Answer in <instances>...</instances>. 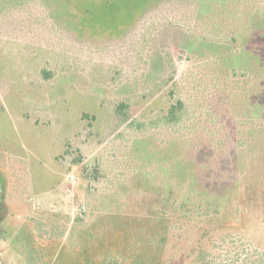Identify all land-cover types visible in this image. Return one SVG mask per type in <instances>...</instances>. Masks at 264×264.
Wrapping results in <instances>:
<instances>
[{
	"label": "trees",
	"instance_id": "1",
	"mask_svg": "<svg viewBox=\"0 0 264 264\" xmlns=\"http://www.w3.org/2000/svg\"><path fill=\"white\" fill-rule=\"evenodd\" d=\"M29 1L0 0L1 20L11 8ZM164 1L37 0L43 7L41 18L33 21L26 38L21 31L22 40L61 50L48 23L81 43L121 40ZM240 1L232 0L227 10L225 0H195L192 29L163 24L151 31L142 50L156 59L154 66L141 74L143 79L109 88L135 90L140 96L145 95L147 80L157 88L164 82L158 79L160 70L165 68L164 78L172 77L162 52L175 44L185 53L186 65L173 80L183 95L150 125L163 135L139 131L132 136L124 177L74 218L37 208L11 221L15 214L5 197L9 187L18 186L17 174L6 154H0L5 202L0 204V225L23 264H209L218 239L239 240L256 225L264 231V36L261 32L260 43L248 55L235 54L238 33H247L250 16L236 14ZM28 7L33 15L35 7ZM220 12L222 18L229 14L231 20L244 21L217 20ZM168 29L174 36L164 39L166 34H161ZM67 53L65 70L76 67V62H68L74 55ZM40 68L39 77L55 75L53 69L46 73V66ZM129 96L114 104L119 124L129 118L128 103L122 99Z\"/></svg>",
	"mask_w": 264,
	"mask_h": 264
},
{
	"label": "rangeland",
	"instance_id": "2",
	"mask_svg": "<svg viewBox=\"0 0 264 264\" xmlns=\"http://www.w3.org/2000/svg\"><path fill=\"white\" fill-rule=\"evenodd\" d=\"M36 1L11 8L5 20L0 15V154H6L9 168L17 174L18 186L9 187L7 200L5 197L6 206L15 214L11 218L13 222L37 208L74 218L124 177L130 164L128 151L132 136L147 131L163 135L150 125L183 95L173 80L186 65L184 51L175 44L163 50L173 78L171 75L164 78L166 70H160L158 79L163 78L164 82L155 88L156 82L147 80L148 88L143 96L135 90L125 92L123 88L109 87L139 78L154 66L156 59L142 48L155 27L164 24L163 27L177 25L192 29L191 7L195 3V0H166L150 10L123 39L104 44L74 41L48 23L47 29L56 38L53 42L61 48L57 50L53 45L22 40L32 31L33 21L38 23L41 18L43 7ZM243 1L239 2L236 14L250 16L245 27L247 33H238L236 55H248L252 46L260 43L261 32L264 36V0ZM225 3L227 10L232 8V0ZM29 5L35 7L33 15ZM15 19L20 23L12 21ZM219 19L229 24L244 21L236 17L231 20L229 14L222 18V12L217 15ZM40 26L43 29V23ZM252 29L257 30L252 32ZM162 35L164 39L174 36L171 29ZM66 51L74 55L68 62H76V67L65 70L62 62ZM47 61L49 64L45 65ZM43 65L47 67L46 73L50 68L55 75L39 77ZM124 95H130L122 98L128 103L129 118L119 124L120 114L114 113L113 108ZM5 202L2 192L1 206ZM254 227L255 230L243 234L239 240L229 236L218 239L209 264H261L264 231L257 225ZM0 264H23L3 225H0Z\"/></svg>",
	"mask_w": 264,
	"mask_h": 264
},
{
	"label": "water",
	"instance_id": "3",
	"mask_svg": "<svg viewBox=\"0 0 264 264\" xmlns=\"http://www.w3.org/2000/svg\"><path fill=\"white\" fill-rule=\"evenodd\" d=\"M1 193H2V185L0 183V197H1Z\"/></svg>",
	"mask_w": 264,
	"mask_h": 264
}]
</instances>
